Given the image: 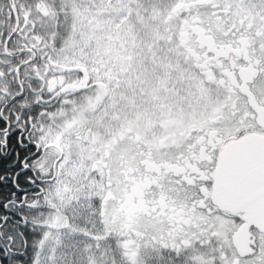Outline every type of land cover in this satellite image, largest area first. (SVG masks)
Returning a JSON list of instances; mask_svg holds the SVG:
<instances>
[{"label":"flooded vegetation","instance_id":"af4514ba","mask_svg":"<svg viewBox=\"0 0 264 264\" xmlns=\"http://www.w3.org/2000/svg\"><path fill=\"white\" fill-rule=\"evenodd\" d=\"M71 1L62 11L60 0H0L2 264H90L78 256L87 252L83 241L101 243L92 252L103 264H264V232L243 208H223L213 197L225 150L264 138V0H178L167 42L203 89L204 108L121 126L101 145L85 118L94 94L98 103L105 95L94 91L88 60L78 59L89 34L80 6L88 3L79 2V24ZM55 129L74 139L71 166L47 138ZM74 163L84 181L65 186L62 169L73 176ZM82 188L86 206L73 213ZM75 216L91 229L77 228ZM47 231L67 238L60 244ZM47 246L56 260L36 256Z\"/></svg>","mask_w":264,"mask_h":264},{"label":"rangeland","instance_id":"374dc122","mask_svg":"<svg viewBox=\"0 0 264 264\" xmlns=\"http://www.w3.org/2000/svg\"><path fill=\"white\" fill-rule=\"evenodd\" d=\"M80 1H82L81 3H88V5H81L80 8L82 7L84 9L82 11L83 21L84 18H87L88 21H84V31L88 30L89 32V34L86 35L84 54L81 56L82 60H88V64L91 63L96 66L102 60L101 56L98 62H95L94 56L97 57L96 54L103 53L105 61L107 60V56L109 59L110 54L108 47H106L107 38H109V36H107V34H103L102 36L101 30L98 28L99 24L102 25L105 29V33H107V28H105L107 26L105 25L108 20L114 23H116L115 21L122 20V23H118L122 28L119 40H122L117 44L116 42L114 43V52L118 48L125 46L124 43L127 45H135L136 47L135 58L130 62L128 67V69H130L129 72L125 76L119 78L116 84L109 83L108 80L99 83V79L93 76L90 65H86L93 80L94 91L96 92L98 88H101L105 95L104 100L98 103L97 95L96 93L94 94L93 110L87 113V117L84 115L86 113L81 111L83 116L86 117L85 119L90 128H94L91 130L96 134V143L100 145L103 144L105 139L111 136V134L121 126L136 128L142 124H150V120L153 119L155 114H161L160 108H164V104L172 106V109L176 110V114L182 115H190L194 110L204 108L206 102L202 92L203 89L200 90V87L195 85L191 78L189 79L184 75L183 59L180 55L181 53L178 46H172L167 42L165 33L166 19L170 16L171 10L178 0H126V4H124L122 0H114L108 7L110 11H107V9L102 10L104 7L108 6L107 2L109 3V0H73L71 3L77 13L76 16H79L77 8ZM60 2L58 7L62 11L70 8L66 0H60ZM89 5L90 8L87 9ZM95 8L96 10L102 11H92ZM258 9L263 11L264 7H258ZM67 16L71 17V13ZM79 18L80 16L77 17V22L79 20L80 24L81 18ZM91 18L97 26V29L89 23ZM75 40L73 45L76 43ZM102 44H106V46ZM76 59L77 58H75L76 64L79 65L83 63L78 60L80 59L79 57L77 59L78 61ZM61 131L59 129L52 130L47 135V138H51L50 141L53 142L56 139V135L62 134L63 131ZM63 134L66 135L65 133ZM66 136L70 144H72L74 139L71 136L70 138L68 135ZM61 176L65 179V186L71 183H77V185L82 183L75 178L76 176L71 177L68 170L61 173ZM82 180H84L83 174ZM53 183L55 184V182ZM53 183L48 187V200L51 204L50 206L58 207L60 205L55 206L53 200H50L54 189ZM82 189L84 190V188ZM83 190L82 193H80V198L78 200L74 199L75 207L72 210L73 213H75L77 209L81 210L80 208H85L86 206L81 204V202L85 200L87 193V191ZM53 211L54 213L56 212V210ZM73 222L77 228L91 229L88 220L84 223L81 217H73ZM47 233V235H49L47 238L56 239L60 244L63 243L62 237L67 238L66 233L62 231L57 233L47 231ZM58 236L61 237L59 238ZM82 238L87 239L86 237ZM89 242L91 243V247L88 245L90 244ZM82 244L87 252H78V256L84 255L85 257L83 256L82 259L88 258L90 264H103V262L99 261L96 257H93L95 253L92 252V250H96L97 253L101 243L83 241ZM97 244L99 245L95 246ZM91 252L93 255H91ZM51 255L55 258L51 257ZM36 256H42L50 261L52 258L56 260L57 255L49 251V247L47 246ZM79 261H81V259L77 261L78 264H84L82 261V263H79ZM108 264L117 263L112 262Z\"/></svg>","mask_w":264,"mask_h":264},{"label":"water","instance_id":"95a60500","mask_svg":"<svg viewBox=\"0 0 264 264\" xmlns=\"http://www.w3.org/2000/svg\"><path fill=\"white\" fill-rule=\"evenodd\" d=\"M213 197L223 208H243L249 214V225L264 232V138L247 137L225 150Z\"/></svg>","mask_w":264,"mask_h":264},{"label":"built area","instance_id":"2783aa9c","mask_svg":"<svg viewBox=\"0 0 264 264\" xmlns=\"http://www.w3.org/2000/svg\"><path fill=\"white\" fill-rule=\"evenodd\" d=\"M125 46H123L122 48H118L115 52V58L116 61L114 64L110 63V61H106L104 62V71H105V76H106V80H108L109 82L112 80H116L119 79L120 76L124 73H126L128 71V67L130 62L133 60V58H135V50L136 47L135 45H127L126 43H124ZM112 69V71L110 70ZM110 73V77H108L109 73ZM104 76V77H105ZM166 104H164V108H160L161 114L159 115H166L167 117H170V114H164V110H165ZM170 106L167 107V112L170 111ZM169 109V110H168Z\"/></svg>","mask_w":264,"mask_h":264},{"label":"bare ground","instance_id":"6f19581e","mask_svg":"<svg viewBox=\"0 0 264 264\" xmlns=\"http://www.w3.org/2000/svg\"><path fill=\"white\" fill-rule=\"evenodd\" d=\"M84 21L88 22L87 21V18H84ZM106 23L107 24L106 25L104 24V25L107 26V27H105V28H107V33H105V29L103 28V26L101 27L100 30L102 32L101 33L102 36H103V34H107V36H109V38H107V46H106V44H102V45H105L106 47H108L109 54H110L109 55L110 63L114 64L115 61H116L115 55H113V52H114V43L116 42V44H117L118 42H121L122 39L119 40V37H120V34L122 32V28L118 24H115L114 22H112L110 20H108ZM126 46H127V44H126ZM101 55H102V53L96 54L97 57L94 56V61L95 62L96 61L98 62V59L101 58ZM100 64H101V62L98 65H100ZM90 65L92 67H94V65H92L91 63H90ZM98 65H96V66H98ZM110 70L112 71V69H110ZM108 77H110V73H109ZM110 83H113V81H110Z\"/></svg>","mask_w":264,"mask_h":264},{"label":"snow or ice","instance_id":"6c2138e0","mask_svg":"<svg viewBox=\"0 0 264 264\" xmlns=\"http://www.w3.org/2000/svg\"><path fill=\"white\" fill-rule=\"evenodd\" d=\"M5 125H7V122L5 121ZM21 131H23V129L21 130ZM22 139V141H23V139L24 138H21ZM6 146V145H5ZM25 146V144L22 142L21 143V147H24ZM34 147H38V146H36V145H33ZM6 154V153H5ZM22 167L24 168V170L25 171H28L29 169H30V166H29V164H28V161H27V159L25 160V162H24V164H22ZM18 175V174H17ZM29 183H33L34 181L31 179V178H29V181H28ZM21 191H23V189H21ZM0 264H2V261H0Z\"/></svg>","mask_w":264,"mask_h":264},{"label":"trees","instance_id":"16d2710c","mask_svg":"<svg viewBox=\"0 0 264 264\" xmlns=\"http://www.w3.org/2000/svg\"><path fill=\"white\" fill-rule=\"evenodd\" d=\"M4 167H5V163L0 160V174L3 171Z\"/></svg>","mask_w":264,"mask_h":264}]
</instances>
